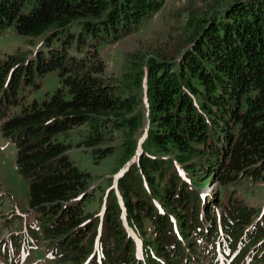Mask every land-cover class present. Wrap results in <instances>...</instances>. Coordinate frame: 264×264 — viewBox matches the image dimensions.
<instances>
[{"label":"trees","instance_id":"16d2710c","mask_svg":"<svg viewBox=\"0 0 264 264\" xmlns=\"http://www.w3.org/2000/svg\"><path fill=\"white\" fill-rule=\"evenodd\" d=\"M164 2L0 0V33L13 27L31 43L44 39L26 64L0 59V130L15 145L47 247L66 263L143 264L128 230L140 238L147 264H207L204 256L215 262L217 251L238 264L239 255L263 248L261 221L252 223L238 203L219 213L220 199H203L195 186L202 178L218 182L219 192L243 178L264 183V0L230 4L179 60L149 58L138 67L148 121L138 146L143 113L105 83L98 48L130 35ZM54 70L60 87L20 106L22 87H36V78ZM17 106L20 114L9 118ZM108 123L124 134L122 162L130 164L108 193L97 236V222L82 212L89 175L55 137L86 125L79 144L103 159L114 151L99 147Z\"/></svg>","mask_w":264,"mask_h":264},{"label":"rangeland","instance_id":"374dc122","mask_svg":"<svg viewBox=\"0 0 264 264\" xmlns=\"http://www.w3.org/2000/svg\"><path fill=\"white\" fill-rule=\"evenodd\" d=\"M237 1L239 0H165L159 11L142 19L130 35L98 48L99 59L104 66L100 75L105 83L113 86V92L118 97H133L137 100L139 106L136 111L141 110L143 113L141 127L134 135L138 146L144 140L148 127L144 113L145 80H140L138 73L141 70L138 67L143 70L145 61L149 58H165L170 63L179 60L197 32L211 19L219 18L226 7ZM43 41L41 36L33 39L31 43L28 37L18 35L13 27L7 28L0 33V59L4 61L12 57L19 63L26 64L39 50H44ZM34 83L36 87L33 84L22 87L20 106L34 100H47L60 87L58 70L36 78ZM20 106L11 107L8 117L20 114ZM110 125L112 124L108 123V133L103 135L99 147H113L114 151L103 159H100L99 153L79 144L86 139V125L55 137L58 142L68 146L65 155L72 163L81 172L89 175L85 190L88 198L82 204V212L85 219L90 218L97 222V236L103 231L101 219L108 202V193L116 188V178L130 164V161L122 162L124 134L113 130ZM197 182L195 189L206 195V199L213 196L220 199L219 213L225 214L233 203H238L250 212L252 223L261 218L264 226V183L243 178L219 192L218 182L212 179L202 178ZM28 200V185L19 174L16 164V148L2 136L0 130V264H77L72 260L66 263L55 256L50 257L43 235V222L39 214L29 208ZM210 201L214 205L217 203ZM129 233L132 234V231ZM137 238L136 236L138 247L141 240ZM260 242L264 244V237ZM203 246L208 247L207 244ZM135 249L137 255V248ZM252 251L239 255L238 262L245 259L239 264H264L262 252L257 253V258H254ZM137 259L147 264L141 251ZM204 261L207 264H217L218 261L219 264H229V260L221 255L216 262H212L207 256H204Z\"/></svg>","mask_w":264,"mask_h":264}]
</instances>
